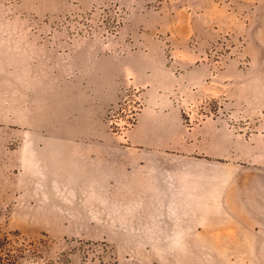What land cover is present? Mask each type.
Here are the masks:
<instances>
[{"label": "rangeland", "instance_id": "obj_1", "mask_svg": "<svg viewBox=\"0 0 264 264\" xmlns=\"http://www.w3.org/2000/svg\"><path fill=\"white\" fill-rule=\"evenodd\" d=\"M165 2L0 0L1 235L46 246L44 259L72 251L112 264H264V0ZM160 14L208 17L189 23L190 49L203 55L185 57L206 69L174 90V103L188 132L218 126L231 150L211 156L198 142L176 210H133L143 200L79 161L95 157L93 129L110 134L107 150L130 145L146 106L131 80L92 119L106 59L146 46L149 33L171 73L186 74L175 63L186 24Z\"/></svg>", "mask_w": 264, "mask_h": 264}, {"label": "crops", "instance_id": "obj_2", "mask_svg": "<svg viewBox=\"0 0 264 264\" xmlns=\"http://www.w3.org/2000/svg\"><path fill=\"white\" fill-rule=\"evenodd\" d=\"M169 1L164 3V9H167ZM158 19H178L186 24L177 33L182 35L183 43L182 48L176 51L175 61L177 65H186L183 67L186 68V74L176 78L171 73L166 49L158 38L149 33L141 36L150 38L149 45L146 43L137 51L106 59L104 78L95 83L96 99L94 104L88 106L89 113H94L92 119L103 114L109 104L117 101L122 85L131 80L144 87L146 106L130 134V145L121 151L112 146L107 150L103 148L107 146L101 142L112 140L105 137L110 134L93 129L90 131L95 133L89 131V135H95V157L79 161L90 167L89 171L95 176H110L112 182L116 180L125 184L122 189L127 191V197L143 200L142 205L134 206L133 210H176L174 201L178 198L181 202L182 199L181 195H177L182 191L181 184L192 182L191 170L189 167L184 168V164L190 166V156L196 152L198 142L209 144L198 148L201 153L209 149L211 156L225 157L231 150L230 133L218 126L204 125L203 128L188 132L182 122L181 110L174 103V90L187 89L190 83L198 84V78L206 69L203 64L201 67H192L185 57L196 56L195 63H198L203 55L204 48L190 49L189 23L194 22V19L208 21V17L206 14H160ZM104 151L107 153L104 154ZM46 154L54 157L50 147Z\"/></svg>", "mask_w": 264, "mask_h": 264}, {"label": "trees", "instance_id": "obj_3", "mask_svg": "<svg viewBox=\"0 0 264 264\" xmlns=\"http://www.w3.org/2000/svg\"><path fill=\"white\" fill-rule=\"evenodd\" d=\"M43 249H46V246L37 247L32 243L15 244L8 235L0 234V264H112L104 260L98 262L96 258L87 260L86 257L82 258L83 256L77 261L71 256L72 251L44 259ZM86 255L84 252V256Z\"/></svg>", "mask_w": 264, "mask_h": 264}]
</instances>
